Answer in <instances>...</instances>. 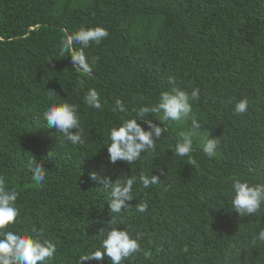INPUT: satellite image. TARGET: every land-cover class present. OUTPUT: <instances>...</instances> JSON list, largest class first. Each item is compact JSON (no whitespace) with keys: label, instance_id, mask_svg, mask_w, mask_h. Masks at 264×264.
Returning <instances> with one entry per match:
<instances>
[{"label":"trees","instance_id":"obj_1","mask_svg":"<svg viewBox=\"0 0 264 264\" xmlns=\"http://www.w3.org/2000/svg\"><path fill=\"white\" fill-rule=\"evenodd\" d=\"M95 26L109 36L84 49L91 71H77L70 55L59 56L60 41ZM172 87L199 89L189 117L165 122L155 151L134 164H111L109 130ZM92 88L101 109L84 103ZM57 98L77 105L83 144L62 146L42 119ZM116 99L127 112L114 111ZM241 99L248 110L236 114ZM193 118L201 124L189 154L194 166L174 154ZM146 119L165 126L149 113L138 120L145 130ZM211 136L218 145L209 158L201 139ZM33 155L46 168L42 184L28 168ZM92 172L113 182L160 178L147 189L134 184L136 197L111 214L119 220L111 227L141 236V251L122 264H264V243L251 242L264 228V206L240 217L230 203L235 179L264 182V0H0V177L19 193V215L7 228L42 230L56 246L47 264H78L100 247L110 190ZM138 203L147 210L137 211Z\"/></svg>","mask_w":264,"mask_h":264},{"label":"clouds","instance_id":"obj_2","mask_svg":"<svg viewBox=\"0 0 264 264\" xmlns=\"http://www.w3.org/2000/svg\"><path fill=\"white\" fill-rule=\"evenodd\" d=\"M109 36V31L103 26L81 27L74 33L66 34L60 41L58 54L63 57L66 54L71 56L73 68L77 71L90 72L89 58L86 57L84 49L90 43L99 44L104 38ZM82 47L77 50L75 45ZM95 63V59L92 60ZM171 82V81H170ZM83 86L84 81H80ZM199 99V89H194L189 94L179 87H172L160 93L159 100L154 106H141L135 118L123 120L118 127H112L108 133L107 160L111 164L117 161H126L129 165L134 164L141 158L142 152L155 151L156 141L162 133H166L167 121H181L189 117L192 112V102ZM84 103L93 108L101 109L102 103L100 95L96 89L92 88L85 92ZM248 110V100L241 99L235 103L234 113L244 114ZM114 111L127 112L125 104L116 99ZM149 113H154L165 125L154 123L151 119H146L147 130L138 123L141 118H146ZM162 113V115H157ZM42 119L48 128H54L55 133L62 136L61 144L67 147L68 144H83V129L80 125L77 105L53 99L52 103L46 107L42 113ZM201 124L192 119L191 127L180 133L181 139L175 145L174 154L180 157L188 156V164L196 165L195 159L189 154L192 151L194 138L200 135ZM77 129V131H73ZM202 151L209 158L214 157L218 145L217 138L211 136L201 139ZM54 152L49 153V157H54ZM28 168L32 173V179L37 184H42L46 179L44 164L34 155L28 161ZM90 179L100 181L103 187L110 190L109 227L101 229L103 236L100 247L92 251L85 252L78 257V264L85 261L102 260L107 256L111 264H122V261L130 258L135 253L141 251L140 234L135 236L126 228L111 227L118 224V215L122 209L127 208L128 202L134 197V184L139 183L143 189H147L159 182L157 175L151 176L141 173L139 177L125 179L117 178L114 182L110 178L100 177L98 173L92 172ZM18 190L15 187H8L4 178L0 177V264H47L56 252V246L50 240L43 238L42 230L33 228L31 233L20 234L7 228L15 222L19 215L16 206ZM230 203L232 209L240 217L258 214L264 206V182L252 183L247 180L235 179L231 184ZM147 203H138L137 211L143 213L147 210ZM252 244L264 243V228H260L256 235L252 237Z\"/></svg>","mask_w":264,"mask_h":264}]
</instances>
